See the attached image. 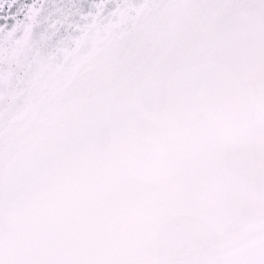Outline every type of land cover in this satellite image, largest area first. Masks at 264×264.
Listing matches in <instances>:
<instances>
[{"label":"snow or ice","instance_id":"1","mask_svg":"<svg viewBox=\"0 0 264 264\" xmlns=\"http://www.w3.org/2000/svg\"><path fill=\"white\" fill-rule=\"evenodd\" d=\"M0 14V264H264V0Z\"/></svg>","mask_w":264,"mask_h":264},{"label":"water","instance_id":"2","mask_svg":"<svg viewBox=\"0 0 264 264\" xmlns=\"http://www.w3.org/2000/svg\"><path fill=\"white\" fill-rule=\"evenodd\" d=\"M22 2H24V0H22ZM16 7H18V5L15 6V7L12 9L13 12L16 11ZM4 14H6V13H4ZM4 14H0V15H4ZM0 23H4V21H3V20H0ZM9 23H11V21H9Z\"/></svg>","mask_w":264,"mask_h":264}]
</instances>
